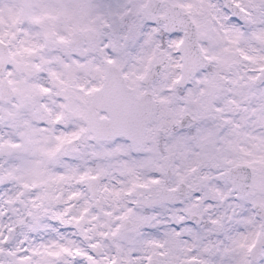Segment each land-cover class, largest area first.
Here are the masks:
<instances>
[{
	"label": "snow or ice",
	"instance_id": "obj_1",
	"mask_svg": "<svg viewBox=\"0 0 264 264\" xmlns=\"http://www.w3.org/2000/svg\"><path fill=\"white\" fill-rule=\"evenodd\" d=\"M0 264H264V0H0Z\"/></svg>",
	"mask_w": 264,
	"mask_h": 264
}]
</instances>
